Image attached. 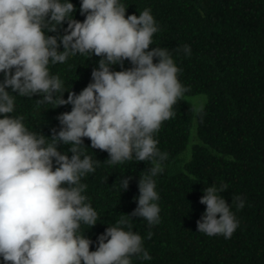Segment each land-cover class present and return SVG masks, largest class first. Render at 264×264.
<instances>
[{
    "label": "clouds",
    "instance_id": "obj_1",
    "mask_svg": "<svg viewBox=\"0 0 264 264\" xmlns=\"http://www.w3.org/2000/svg\"><path fill=\"white\" fill-rule=\"evenodd\" d=\"M125 8L121 0H80L84 19L78 21L71 0H0L3 264H132L133 257L151 259L142 237L132 230L131 217H141L149 226L160 221L154 177L163 171L167 153L159 150L154 134L175 115L173 107L188 88L178 79L180 69L170 51L149 49L159 30L150 10L125 17ZM64 21L62 35H47ZM182 51L190 55L188 45ZM92 54L100 58L90 82L78 94L68 91L62 98L68 89L49 66ZM125 60L130 67L123 68ZM112 65L121 70H111ZM33 94L37 105H71L57 116L60 127L50 129V138L30 131L23 115H11L17 96ZM82 138L90 140L89 148L106 151L109 165L133 160L151 165L137 181L136 207L108 224L92 251L81 225L90 228L99 217L87 202L81 179L95 171L97 161L84 153ZM58 143L68 145L67 152L59 151ZM130 179L120 178V191ZM202 191L200 203L206 208L196 221L197 232L229 239L239 222L219 195L224 188L213 183ZM235 199L237 209L243 208L244 200ZM151 235L149 231L146 238Z\"/></svg>",
    "mask_w": 264,
    "mask_h": 264
},
{
    "label": "trees",
    "instance_id": "obj_2",
    "mask_svg": "<svg viewBox=\"0 0 264 264\" xmlns=\"http://www.w3.org/2000/svg\"><path fill=\"white\" fill-rule=\"evenodd\" d=\"M121 2L125 17L150 10L159 30L149 49L167 48L180 69L179 81L188 88L173 107L175 115L154 134L159 150L167 153L163 171L154 177L160 221L149 226L143 218L131 217L132 230L142 237L151 256L150 260L133 257L132 264H264V0ZM71 3L73 19L82 21L80 0ZM66 24L47 35H62ZM184 45L190 55L182 51ZM99 58L77 55L49 66L68 89L62 98L87 86ZM130 66L125 60L123 68ZM111 70L121 66L112 65ZM37 98L17 96L11 115H23L30 131L50 138V129L60 127L57 116L70 111L71 105H37ZM82 140L84 153L97 161L95 171L81 179L87 186V202L99 217L90 228L81 225L92 251L97 235L136 207L137 181L151 165L134 160L109 165L106 151L91 149L90 140ZM68 147L57 144L61 152ZM124 177L131 179L120 191L119 180ZM213 183L224 188L219 195L239 222L229 239L197 232L196 221L206 208L200 203L202 189ZM236 197L244 200L243 208L237 209ZM149 231L151 238H146Z\"/></svg>",
    "mask_w": 264,
    "mask_h": 264
}]
</instances>
